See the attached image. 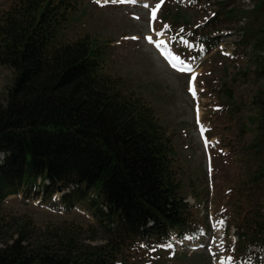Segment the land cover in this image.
<instances>
[{"label": "trees", "instance_id": "trees-1", "mask_svg": "<svg viewBox=\"0 0 264 264\" xmlns=\"http://www.w3.org/2000/svg\"><path fill=\"white\" fill-rule=\"evenodd\" d=\"M78 4L15 0L0 14V65L14 71L0 99V206L21 192L32 199L44 189L46 199L73 187L60 197L69 211L93 192L91 213L107 236L97 245L74 230L38 236L15 223V237L0 240V264H116L130 241L162 244L200 232L179 193L172 137L153 109L103 72L105 48L88 36L58 42ZM213 27L208 20L190 36L205 53L218 44ZM255 48L264 81V30ZM255 100L264 111V84ZM247 227L236 233L232 261L264 264V214Z\"/></svg>", "mask_w": 264, "mask_h": 264}, {"label": "rangeland", "instance_id": "rangeland-1", "mask_svg": "<svg viewBox=\"0 0 264 264\" xmlns=\"http://www.w3.org/2000/svg\"><path fill=\"white\" fill-rule=\"evenodd\" d=\"M14 1L0 0V14ZM78 2L58 42L88 36L105 48L103 72L153 109L172 137L179 193L200 229L190 239L173 235V247L130 241L116 264H234L238 229L264 214V177L254 181L264 174V111L255 103L264 84L262 51L255 48L264 30V0ZM211 19L220 37L205 53L190 36ZM13 78L14 71L0 65V99ZM59 188L46 199L44 189L33 199L22 192L8 197L0 206V240H10L11 226L19 223L38 236L66 228L102 244L107 233L92 216L93 192L67 211L61 194L72 196L75 188Z\"/></svg>", "mask_w": 264, "mask_h": 264}, {"label": "snow or ice", "instance_id": "snow-or-ice-1", "mask_svg": "<svg viewBox=\"0 0 264 264\" xmlns=\"http://www.w3.org/2000/svg\"><path fill=\"white\" fill-rule=\"evenodd\" d=\"M114 2H115V0H114ZM121 2H123V0H121ZM133 2H134V0H133ZM148 5H145V7H147ZM157 7H159V5H157ZM152 19L154 20L155 18H156V10L155 9H153V11H152ZM133 39H135V37H133ZM149 39V42H151V37H149L148 38ZM173 67H175V65H173ZM184 69H181V71H183ZM188 71H191V69L189 68V69H187ZM193 79H195V77H193ZM192 89L190 88V91H191ZM194 94V93H193ZM229 259H231V258H229Z\"/></svg>", "mask_w": 264, "mask_h": 264}, {"label": "built area", "instance_id": "built-area-1", "mask_svg": "<svg viewBox=\"0 0 264 264\" xmlns=\"http://www.w3.org/2000/svg\"><path fill=\"white\" fill-rule=\"evenodd\" d=\"M243 23V22H242Z\"/></svg>", "mask_w": 264, "mask_h": 264}]
</instances>
